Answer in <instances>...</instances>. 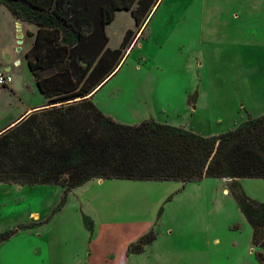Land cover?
Masks as SVG:
<instances>
[{
	"label": "rangeland",
	"instance_id": "obj_1",
	"mask_svg": "<svg viewBox=\"0 0 264 264\" xmlns=\"http://www.w3.org/2000/svg\"><path fill=\"white\" fill-rule=\"evenodd\" d=\"M147 17L137 27L129 10H117L104 26L110 49L126 30L137 33L92 92L102 113L203 136L264 113V0H158ZM26 31L35 26L0 6V71L10 76L0 86V128L43 101L24 57ZM236 184L264 202V179ZM235 194L214 177L92 179L68 190L0 183V232H11L0 241V264H257Z\"/></svg>",
	"mask_w": 264,
	"mask_h": 264
},
{
	"label": "trees",
	"instance_id": "obj_2",
	"mask_svg": "<svg viewBox=\"0 0 264 264\" xmlns=\"http://www.w3.org/2000/svg\"><path fill=\"white\" fill-rule=\"evenodd\" d=\"M157 2L0 0L16 19L35 26L34 32L26 31L32 41L24 57L44 99L42 107L0 130V183L57 184L68 190L92 179L223 178L235 187L251 242L260 249L256 262L264 264V202L236 184L240 178L264 179V113L247 115L223 133L203 136L151 118L123 124L90 99L137 33L126 30L118 47L110 49L104 26L115 11L129 10L139 27ZM82 219L90 228L88 217ZM10 233L0 232V241Z\"/></svg>",
	"mask_w": 264,
	"mask_h": 264
},
{
	"label": "crops",
	"instance_id": "obj_3",
	"mask_svg": "<svg viewBox=\"0 0 264 264\" xmlns=\"http://www.w3.org/2000/svg\"><path fill=\"white\" fill-rule=\"evenodd\" d=\"M19 28H20V23H19ZM44 104V99L43 101L40 102H36L35 104H32L31 106L29 105L19 116H17L14 120H11L10 122H8L9 124L15 122V120L17 118H20L21 116L25 115L26 113H29L31 110H34L36 108L42 107V105ZM7 123V124H8ZM4 127V126H3ZM1 127L0 130L3 128Z\"/></svg>",
	"mask_w": 264,
	"mask_h": 264
},
{
	"label": "built area",
	"instance_id": "obj_4",
	"mask_svg": "<svg viewBox=\"0 0 264 264\" xmlns=\"http://www.w3.org/2000/svg\"><path fill=\"white\" fill-rule=\"evenodd\" d=\"M10 81V76L0 71V86Z\"/></svg>",
	"mask_w": 264,
	"mask_h": 264
},
{
	"label": "water",
	"instance_id": "obj_5",
	"mask_svg": "<svg viewBox=\"0 0 264 264\" xmlns=\"http://www.w3.org/2000/svg\"><path fill=\"white\" fill-rule=\"evenodd\" d=\"M21 36L22 35L20 32L19 24H18V22H16V39H17L16 42H17V44H19L21 42V40H20Z\"/></svg>",
	"mask_w": 264,
	"mask_h": 264
}]
</instances>
